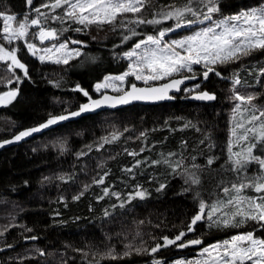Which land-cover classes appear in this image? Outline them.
Returning a JSON list of instances; mask_svg holds the SVG:
<instances>
[{
    "label": "trees",
    "instance_id": "trees-1",
    "mask_svg": "<svg viewBox=\"0 0 264 264\" xmlns=\"http://www.w3.org/2000/svg\"><path fill=\"white\" fill-rule=\"evenodd\" d=\"M53 2L32 0L29 5L27 0H0V12L15 16L14 24L26 16L29 20L39 16L40 27L55 30L54 45L66 43L67 49L78 45L79 52L67 63L47 58L41 62L38 56L28 53L22 40L9 44L3 39L0 19V45L15 49L16 58L27 69L25 75L23 69L14 66L9 70L6 63L0 62V95L17 90L16 97L0 107V141L99 97L105 92L96 94L94 87L106 76L126 71L129 62L123 55L136 42L148 35L157 36L160 30L176 28L174 19L159 24L132 23L137 17L161 19L159 13L188 4L206 11L198 0H145L141 12L126 13L115 24L93 23L85 27L65 17L66 5L53 10ZM218 4L220 11L213 14V21L264 5V0H218ZM35 8H40L45 18ZM184 19L197 18L186 13ZM198 23L170 33L165 41L194 32L200 26ZM129 29H134L137 35L124 41V36L131 35ZM34 33L38 30L30 28L27 40L41 47ZM210 67L214 71L209 72L207 79L203 77L206 69L193 67L191 72L155 81L154 84H160L173 78L195 77L194 83L184 87L181 96H174L170 103L133 105L87 115L19 146L1 150L0 264H149L151 261L170 264L234 235L253 233L255 238L264 239V221L247 219L234 227L232 223L241 220L237 217L225 227L213 223L204 213L202 220L195 225L191 223L200 212L201 201L209 210L223 203L227 192L234 190L233 184L241 183L242 178L247 183V178L254 177L246 170L233 171L229 160L230 146L233 152L232 116L238 103L233 99L234 89L241 95L255 94L248 106L258 115L259 110H264V76L257 83L259 70L264 68V49L256 48L238 60L217 61ZM216 72L221 75L217 76ZM237 77L241 83L234 86L232 82ZM132 84L149 86L138 84L130 77L126 88ZM190 86L194 90L185 92ZM196 92H208L216 98L209 104L185 99ZM170 153L174 155L169 156ZM165 158L173 162L180 160L182 166L173 172L163 162ZM248 165L251 172L260 169L256 162ZM185 170L195 173L200 182L186 183ZM101 177L103 184L95 183ZM242 190L244 197L257 195L252 187ZM137 192H144V198L136 196ZM76 196L79 199H74ZM6 218L9 222H5ZM181 232L185 235L176 244L151 251L157 245H164V237L175 239ZM192 239L202 243L177 246ZM110 252L115 258L108 255Z\"/></svg>",
    "mask_w": 264,
    "mask_h": 264
},
{
    "label": "snow or ice",
    "instance_id": "snow-or-ice-1",
    "mask_svg": "<svg viewBox=\"0 0 264 264\" xmlns=\"http://www.w3.org/2000/svg\"><path fill=\"white\" fill-rule=\"evenodd\" d=\"M199 4L206 9V11H201L200 8H194L191 4L186 5L184 8L172 7L169 11H164L159 13L161 19H151L145 20L143 18L137 17L135 20L131 21L136 24H159L162 20L174 19L176 21V28L183 27L185 25H191L193 23H203L204 21H212L210 26L195 32L193 35L186 37L182 40H173L167 42L164 37L168 32L173 31V28H168L160 30L157 36L148 35L146 39L139 40L136 42L132 49L125 52L124 56L131 61L129 64V70L115 77V80L121 82L125 81V77L131 75L134 76L136 80H143L145 84L148 81L162 80L167 77H171L174 74H179L180 72L187 70L189 72L193 71L192 65L201 64L207 69L203 72V77L208 78L209 72L214 71L210 64H215L217 61L220 63H227L229 61L238 60L241 55H248L252 50L259 48L264 49V5L259 7H254L237 13L236 15H231L224 17L220 20L213 21V14L220 11L218 0H198ZM29 5L32 4V0H27ZM65 8V17L73 20L76 23L84 25L87 27L90 24H115L118 17H122L126 13H139L145 6V0H54L51 4V8L63 7ZM42 7H49V5H42ZM35 12L39 15H45L40 12V8H35ZM190 13L196 20H185V14ZM202 16V19L200 18ZM59 17H53V19H58ZM0 19L3 20V39L11 44L13 41L24 39L26 46L30 52L36 54V52H41L39 56L41 62L45 60V56L49 53L60 52L65 50L62 59L55 60L56 63H67L69 59L72 58L73 50L67 49L66 43H61L58 46H53L51 48L37 49L32 43L27 42L26 37L28 35V28L30 26H39L40 20L39 16L37 18L29 20L27 16L24 20L17 23L15 28L11 27V23L16 21V17L13 15H8L0 12ZM219 29V31H218ZM80 31V29H76ZM131 35L124 36V41H128L132 36L137 35L134 29H129ZM38 36L41 43L47 39H56L57 34L55 30H46L40 28L38 33H34ZM72 43H80L79 41H72ZM16 50H8L0 45V60H11V64L16 67L23 69L25 75H27L26 66L21 63L15 55ZM79 55V52H75ZM11 70V67L10 69ZM217 76L221 74L216 72ZM264 76V68L259 70V75L257 77V83H259V77ZM187 78H195L187 77ZM111 80L113 78H106ZM183 83V79H174L171 82L162 85L161 87H147L138 88L135 84L131 85V91L125 92L123 96L113 98L104 96L100 100H94L91 102V107L89 105H82L79 111L70 112L67 114H61L59 116H51L44 124L39 127L28 129L20 132L15 140H20L23 137L29 136L34 132H38L43 128H47L50 125H54L59 121H64L70 117L79 116L81 112L93 110V108H98L102 106L107 101H114L109 106L115 107L116 103H128L130 99L136 100H154V99H171L168 96V90L172 89L174 86ZM241 83L240 79L234 78L233 85H239ZM107 86V85H105ZM97 89L101 87L100 84L96 85ZM198 88L199 85H196ZM117 91L121 89L117 88ZM177 90H179L177 88ZM86 96L87 92L84 93ZM17 95V90L9 91L4 95H0V102H11ZM5 96L8 98L5 101ZM197 100H214L216 97L214 94H209L208 92H202L193 97ZM256 98L255 94L241 95L235 92L233 99L238 101L234 108V118L235 113L242 111V105L244 103L251 104V102ZM254 107V106H253ZM264 110H259V115H256L255 110L253 111L248 123L252 124L254 121H261L259 127L253 125L252 128L245 129V133H254L256 135V143L250 144L245 151L239 153H233L231 146L229 147V160L232 163V170L240 173L246 170L247 165L252 162L259 164L260 169L264 171V157L253 155V149L259 144L264 150ZM238 127H243V125H238ZM233 135H236L235 130ZM116 138V134H113V139ZM239 139H247V135L239 137ZM11 141H5V143H10ZM105 142L107 138H105ZM2 146V145H0ZM129 155H137V153H129ZM174 155L170 153L169 156ZM165 164H168L172 168L173 172L177 168L182 166V161H170L168 158L163 160ZM139 163V162H137ZM153 163H161V161H154ZM213 160L210 158L208 164L211 165ZM194 167H199L194 165ZM127 171H132L128 169ZM187 173V170H185ZM183 175V173L181 174ZM188 179L192 184H198L200 182L199 177L195 173H187ZM63 179V177H61ZM247 183L233 184L232 188L238 193L245 187H252L254 191L258 194L264 193V176L249 177L247 178ZM104 178L101 177L99 180L95 181L97 184H103ZM164 185H161L163 188ZM225 192L228 188L224 189ZM105 195H108V190H104ZM83 195V192L80 194ZM113 195H116L113 193ZM139 198L143 199L145 196L144 192H137L135 194ZM74 199H79V196L74 197ZM236 205V211L231 213L223 211V208L227 205ZM246 205V207L244 206ZM123 206V205H121ZM205 211V204L203 201L200 203V214H197L193 220L192 225H195L197 221L202 219V214ZM221 213L214 223H223L225 227L229 226L232 221H235L237 216H241L242 219L236 223H232V226H239L243 224L245 219H252L256 221H264V195H258L256 197H241L238 203L230 199L224 202L223 205L219 203L213 205L210 211L207 213V218L212 219L213 215L217 212ZM221 217H229L228 219H222ZM31 231V229H28ZM189 231L192 230L191 225L189 226ZM3 233L0 232V235ZM185 235L181 232L175 237V239H169L164 237V245H157L151 249L152 252H156L160 247H166L168 245L176 244V241L182 239ZM35 239V237H32ZM202 241L199 239H192L185 241L177 245L178 247H188L189 245H199ZM246 245V246H245ZM211 249V251H210ZM140 251L139 249L137 250ZM216 255H213V253ZM207 253L208 257L201 260L188 261L187 264H245V261H251V264H264V239H257L254 237L253 233H245L234 235L230 240H225L221 243L205 247L201 256ZM43 255V252H41ZM109 256L115 258V254L110 252ZM124 255H128L125 253ZM153 264H158L154 261ZM183 264V262H180Z\"/></svg>",
    "mask_w": 264,
    "mask_h": 264
},
{
    "label": "rangeland",
    "instance_id": "rangeland-1",
    "mask_svg": "<svg viewBox=\"0 0 264 264\" xmlns=\"http://www.w3.org/2000/svg\"><path fill=\"white\" fill-rule=\"evenodd\" d=\"M67 6V5H66ZM212 23V21H204L203 23H198L197 24V26H199L194 32H190V33H188V34H186L185 36H183V37H179V38H177V40H182V39H185L186 37H188V36H191V35H193L195 32H197V31H200V30H202V29H204V28H206V27H208V26H210V24ZM16 25H17V23H15L14 24V21L11 23V27L12 28H15L16 27ZM30 28H33V29H37L38 30V32H39V30H40V25L39 26H35V25H33V26H30L29 28H28V32H29V29ZM42 28H44V27H42ZM189 28V25H185V26H183V27H179V28H174V30L173 31H170V32H168L167 33V35L166 36H168L170 33H172V32H175V31H177V32H180V31H182V30H186V29H188ZM45 29V28H44ZM218 31H219V29H218ZM28 36V35H27ZM165 36V37H166ZM165 37H164V40H165ZM36 40L38 41V43H40L41 44V47H38V46H36V48L37 49H44V48H51V47H53L54 46V39H47V40H45L43 43H41V41H40V39L38 38V36H36ZM22 41H23V43H24V45H25V47H26V49H27V51H28V53L30 54V55H33V56H40L42 53L41 52H36V54H33L32 52H30L29 51V49L27 48V46H26V42H25V40L24 39H21ZM26 40H27V37H26ZM170 41H173V40H170ZM170 41H167V42H170ZM27 42H29L28 40H27ZM55 46H58V45H55ZM78 45H76V48H75V46H74V48H71V49H68V50H73V55H72V57L75 55V52H76V50H77V47ZM64 52H65V50H61L60 52H53V53H49V54H47L46 56H45V58H47V59H52V60H57V59H62V57H63V55H64ZM123 57H124V59L125 60H127L129 63H128V66H127V69H126V71H128L129 70V64L131 63V61H129L124 55H123ZM8 61V59H5V60H1L0 62H3V63H6L9 67H14L15 65H12L11 64V60H9V62H7ZM211 65V64H210ZM209 65V66H210ZM16 67V66H15ZM193 67H201V68H203V69H206L204 66H203V63H201V64H196V65H192V68ZM207 70V69H206ZM125 71V72H126ZM184 71H187V70H184ZM184 71H182V72H184ZM124 72V73H125ZM181 73V72H180ZM179 73V74H180ZM123 74V73H122ZM122 74H119V75H122ZM119 75H108V76H106L99 84L101 85V87L99 88V90L97 89V87L95 86L94 87V90H95V92H96V94H101L102 92H112V93H116V94H120V92H123L124 91V89L126 88V86H127V82H128V79L131 77L132 78V80L134 81V82H136V83H138V84H144L145 82L143 81V80H136L135 79V77L134 76H131V75H129V76H127V77H125V81L124 82H121V81H119V80H115L114 78L115 77H117V76H119ZM174 75H178V74H174ZM172 77V76H171ZM106 78H113V79H111V80H108V79H106ZM167 78H169V77H167ZM155 81H157V80H154V81H148V83L147 84H149V85H152V84H154V82ZM105 85H107V86H105ZM117 88H119V89H121L120 91H117L116 89ZM194 90V88L192 87V86H190V87H187L186 89H185V92H190V91H193ZM239 103V102H238ZM242 111H240V112H236L235 113V118H234V113H233V116H232V125H231V135H232V147H233V153H239V152H242V151H245L246 149H247V147L250 145V144H253V143H256V135L254 134V133H251V132H249V133H245V129H247V128H252L253 127V125H255L256 127H257V129H258V127H259V124H260V122L261 121H254L252 124H250V123H248V120L250 119V117H251V115H252V113H253V111H254V109H253V111L251 110L252 109V107H250V106H248V103H244L242 106ZM256 115H258V114H256ZM243 125V127H238V125ZM235 130V133H236V135H233V131ZM247 135V139H239V137H241V136H243V135ZM253 155H256V156H261V157H264V150H262V148H261V146L259 145V144H257V147L256 148H254L253 149ZM252 163H254V162H252ZM249 164H251V163H249ZM246 171L248 172V174H253L254 175V177L255 176H264V171H262L261 169H259L258 171H253V172H251V171H249V165H247V168H246ZM256 174V175H255ZM254 190V189H253ZM231 191V190H230ZM230 191H228L227 192V194H226V196H225V200L223 201V203H221L220 205H222V204H224V202H226V201H228V200H230V199H232V200H234V202H236V203H238V201H239V198H241V197H244L242 194H241V192H243V190H241L239 193L234 189L232 192H230ZM230 192V193H229ZM258 195H264V193H260V194H258L257 193V195L256 196H258ZM245 207H246V205H244ZM211 209V208H210ZM210 209L208 210V209H205V211H204V213L206 212V210H207V212L206 213H208L209 211H210ZM229 209V211H227ZM223 211H227V212H229V213H231V212H233V211H236V205H235V203L233 204V205H227L226 207H224L223 208ZM203 213V214H204ZM199 214H200V212H199ZM203 214H202V218H203ZM218 216H221V213L218 211L217 213H215L214 215H213V217H212V219H213V221H215L216 220V218L218 217ZM237 217H239L238 219H242V217L241 216H237ZM236 217V218H237ZM222 219H228L229 217H221ZM235 218V219H236ZM202 220V219H201ZM245 220H247V219H245ZM200 221V220H199ZM233 222V221H232ZM214 223V222H213ZM221 224H223V223H221ZM230 240V239H229ZM223 242V241H222ZM218 243H221V242H218ZM215 244H217V243H214V244H211V245H215ZM210 245V246H211ZM246 246V245H245ZM209 247V246H208ZM204 249V248H203ZM203 249H200V250H196V251H194V253L191 255V256H181V257H179L178 259H176V260H174L173 262H171L170 264H180V262H183V264H187V262L188 261H196V260H201V259H203V258H205V257H208V254L207 253H205L204 254V257H202L201 256V252H202V250ZM210 251H211V249H210ZM154 253V252H153ZM213 255H216V253L214 252L213 253ZM209 259H211L210 257H208ZM153 262L154 261H151V263H149V264H153ZM157 262V261H156ZM245 262H250L251 263V261H245ZM158 264H163L162 262H158Z\"/></svg>",
    "mask_w": 264,
    "mask_h": 264
},
{
    "label": "water",
    "instance_id": "water-1",
    "mask_svg": "<svg viewBox=\"0 0 264 264\" xmlns=\"http://www.w3.org/2000/svg\"><path fill=\"white\" fill-rule=\"evenodd\" d=\"M174 79H183V83H181V84H179L177 86H174L172 89H169L168 90L167 95L170 96V97H172L171 99H154V100H136V99H130L128 103H116V106L115 107L109 106L114 101H107L102 106H100L98 108H93V110L81 112L79 116H74V117H70L67 120L59 121L58 123H56L54 125H50L47 128H43L40 131L34 132L31 135L26 136V137H23L22 139H20L18 141L15 140V137L20 132L25 131V130H28V129H32V128H35V127H39L40 125L44 124L50 118L49 117L48 119H46L44 122H42L39 125H36L34 127H29V128L22 129V130L18 131L17 133H15L14 135H12L10 138H7L5 140L0 141V145H2V146H0V151L3 150V149L10 148V147L19 146V145H21L23 143H26L27 141L33 139L34 137L40 136V135L44 134L45 132L50 131V130L56 128L57 126L63 125L65 123H67V122H71V121L77 120V119H79L81 117H84V116H87V115H93V114H97V113L103 112V111L120 110V109H124V108L130 107V106H133V105L154 106V105H160V104H164V103H170V102L173 101L174 96H177V95H180L181 94V92H182V90H183L184 87H186L189 84L194 83V81H195V78L193 79V78H187V77H179V78L169 79L168 81H165V82L160 83V84H154V85H149V86H138V85H136V87H138V88H147V87H157V88H159L162 85L167 84V83L171 82ZM177 88L179 90H177ZM129 91H131V85L128 88H126L123 92H121L120 94H110V93H107V92L102 93L99 97L94 98V99H89L88 101L80 104L79 107L76 110L72 111V112L79 111V109L81 108L82 105H86L87 104V105H89L91 107V102L92 101H94V100H100L104 96L117 98V97L123 96L125 92H129ZM6 93H8V92H6ZM199 93H202V92L192 93L189 96H187L185 99L188 100L189 102L202 103V104H209V103H212L214 101V100H197V99H194L193 97L195 95L199 94ZM4 94H2V95H4ZM7 100H8V98L5 96V101H7ZM9 103L10 102H0V107H4V106H6ZM5 141H11V142L10 143H5Z\"/></svg>",
    "mask_w": 264,
    "mask_h": 264
},
{
    "label": "bare ground",
    "instance_id": "bare-ground-1",
    "mask_svg": "<svg viewBox=\"0 0 264 264\" xmlns=\"http://www.w3.org/2000/svg\"><path fill=\"white\" fill-rule=\"evenodd\" d=\"M43 5V4H42ZM44 12V11H43ZM45 14V13H44ZM46 15V14H45ZM42 17H44V15L42 16ZM45 18V17H44ZM41 19V18H40ZM47 19V18H46ZM42 20V19H41ZM60 20V19H59ZM69 20V19H68ZM61 22V21H60ZM74 22V21H73ZM56 23H58V22H55V24ZM54 30V29H53ZM58 32V31H57ZM60 34H61V32H60ZM68 35V34H67ZM60 39V38H59ZM62 39V38H61ZM71 44V43H70ZM80 45V44H79ZM83 45H84V43H83ZM88 45V44H87ZM86 45V46H87ZM90 46V45H89ZM1 61V60H0ZM3 65V64H2ZM1 66V65H0ZM233 83V82H232ZM239 86V85H238ZM246 86V85H245ZM237 87V86H236ZM238 88V87H237ZM243 88V87H242ZM250 89V88H249ZM252 89V88H251ZM181 96V95H180ZM96 97V96H95ZM136 106V105H135ZM123 110V109H122ZM114 112V111H113ZM231 115V114H230ZM94 116V115H93ZM220 203H221V201H220ZM127 204V203H126ZM207 209V208H206ZM206 212H207V210H206ZM205 212V213H206ZM206 216H207V213L205 214ZM6 217V216H5ZM207 218V217H206ZM1 219V218H0ZM15 218H13V220H14ZM12 220V221H13ZM1 221V220H0ZM11 221V220H10ZM5 222H9V220L7 221V218H6V220H5ZM13 223H15V220L13 221ZM12 222L10 223V225H9V227L11 228V224H13ZM15 225L16 224H14V226L12 225V227H15ZM0 229H3V227H2V225H1V228ZM137 229V228H136ZM8 230V229H7ZM138 230H139V228H138ZM1 231V230H0ZM140 238H142V236L140 237ZM139 239V238H138ZM114 240V239H113ZM139 241H140V239H139ZM138 242V241H137ZM115 243H117V241L115 242ZM119 243V242H118ZM142 243V242H141ZM113 244V243H112ZM120 244H121V242H120ZM124 244V243H123ZM125 245V244H124ZM114 246V245H113ZM126 247H129V246H127L126 245Z\"/></svg>",
    "mask_w": 264,
    "mask_h": 264
}]
</instances>
